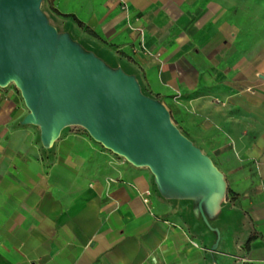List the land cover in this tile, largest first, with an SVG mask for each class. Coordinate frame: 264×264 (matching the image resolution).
<instances>
[{"label": "crops", "instance_id": "crops-1", "mask_svg": "<svg viewBox=\"0 0 264 264\" xmlns=\"http://www.w3.org/2000/svg\"><path fill=\"white\" fill-rule=\"evenodd\" d=\"M54 1L146 95L193 122L184 126L204 135L196 146L220 151L210 156L225 191L201 213L197 196L163 195L148 167L85 135L64 131L44 151L2 93L0 264H264V126L254 122H264V64L239 41L254 37L239 25L254 10L238 0Z\"/></svg>", "mask_w": 264, "mask_h": 264}, {"label": "water", "instance_id": "water-1", "mask_svg": "<svg viewBox=\"0 0 264 264\" xmlns=\"http://www.w3.org/2000/svg\"><path fill=\"white\" fill-rule=\"evenodd\" d=\"M41 0H0V86L13 82L40 129L43 147L62 128L81 123L90 136L135 166L151 171L163 195L197 196L198 207L224 194L222 173L172 122L160 100L142 92L134 74L107 67L58 34Z\"/></svg>", "mask_w": 264, "mask_h": 264}, {"label": "rangeland", "instance_id": "rangeland-1", "mask_svg": "<svg viewBox=\"0 0 264 264\" xmlns=\"http://www.w3.org/2000/svg\"><path fill=\"white\" fill-rule=\"evenodd\" d=\"M239 4L242 5V7L248 9L254 10L253 15L254 18L253 20H250L248 22V19L245 15L240 16L239 19V25L240 27H243L246 30H250L251 33H253L254 37L250 38L248 36H245V34L241 35L239 38L240 45L244 47L246 50L249 51V58H252V53L253 52V66L258 68V67H263L264 64V0H238ZM39 10L40 12L45 16L47 21L52 24L55 29L57 30L58 34H67L68 37L77 45H79L82 50L88 51L90 53L95 54L98 56L102 62L107 66V67H117L120 66L124 71L126 69V64L121 62L117 56L113 53V51L108 48V47H102L99 42H106L101 36H97V40L95 41L93 38L90 37V34L88 33V30H91L89 25H87L84 22H81V25H78L74 19L73 14H68L64 13L59 6L55 4L54 0H41L40 5H39ZM254 42V49L252 50L251 47V42ZM95 42V43H93ZM260 86H256L255 88H259ZM144 93V91H142ZM4 93L5 96L13 102L15 105L16 111L22 112L24 115H22V118L28 113V108L26 107L23 97L21 95V92L19 88L15 86L13 82H9L5 86H0V94ZM145 94V93H144ZM178 96L179 93H178ZM21 118V119H22ZM19 120V125H25V126H31V127H36L37 130L39 131L38 138H33V142L41 144L40 142V129L38 125L35 124H22ZM172 122L176 125V127L180 130V132L185 135L187 138H189L195 145L199 143L201 140V137L204 135L199 133L197 129L195 128H185L184 124L190 125L193 124V122H189L187 119H180L175 118L171 116ZM255 125H262L264 126V122L261 118H255ZM71 131L75 134H80V135H85L88 137V139L95 141L90 134L87 132V130L84 128V126L79 123V122H72L68 125H66L64 128L61 129L58 137L54 140V142L62 135L64 131ZM34 133V130H32ZM195 141L197 143H195ZM53 142V143H54ZM96 142V141H95ZM99 143V142H97ZM42 145V144H41ZM101 147L104 149L110 151L113 155L117 157H122L111 150L105 148L102 144L99 143ZM198 146V145H197ZM44 151H49L51 149L50 147H42ZM206 150V151H205ZM204 151L201 150L204 154H206L210 159L213 161L211 158L210 154L212 153V156H217L219 154V150H208L205 149ZM123 158V157H122Z\"/></svg>", "mask_w": 264, "mask_h": 264}, {"label": "built area", "instance_id": "built-area-1", "mask_svg": "<svg viewBox=\"0 0 264 264\" xmlns=\"http://www.w3.org/2000/svg\"><path fill=\"white\" fill-rule=\"evenodd\" d=\"M141 49L144 51V52H147V50L145 49V47L141 44ZM145 195H149V192L148 191H145L144 193ZM143 202L144 203H147L148 202V198H143Z\"/></svg>", "mask_w": 264, "mask_h": 264}]
</instances>
